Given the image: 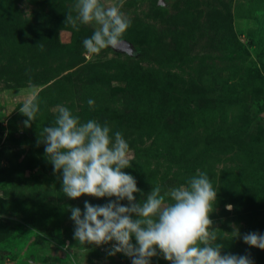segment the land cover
<instances>
[{"label": "rangeland", "instance_id": "1", "mask_svg": "<svg viewBox=\"0 0 264 264\" xmlns=\"http://www.w3.org/2000/svg\"><path fill=\"white\" fill-rule=\"evenodd\" d=\"M76 2L0 0V264H132L108 254L115 241L74 238L72 208L116 198L63 193L42 142L60 105L122 133L136 203L153 186L163 194L207 174L222 255L264 264V250L243 239L264 235V0H101L131 24L121 49L95 55L83 40L98 25L66 24ZM29 81L35 96L21 94ZM28 98L40 107L31 127L19 111ZM151 264L170 262L158 251Z\"/></svg>", "mask_w": 264, "mask_h": 264}, {"label": "clouds", "instance_id": "2", "mask_svg": "<svg viewBox=\"0 0 264 264\" xmlns=\"http://www.w3.org/2000/svg\"><path fill=\"white\" fill-rule=\"evenodd\" d=\"M74 8L77 15L69 13L66 24L77 32L79 24L98 25L92 36L83 40L87 54L124 46L123 37L131 21L119 7L106 6L101 0H77ZM25 91L35 96L37 86L29 81L28 89H21V94ZM88 104L92 106L94 101L89 99ZM19 111L28 118L25 126L31 127L40 107L28 98ZM57 111L55 124L43 129L42 142L54 171L63 173V193L72 199L85 195L116 198L103 206L86 201L83 213L78 207L71 209L78 244L101 246L115 241L108 254L123 253L132 264H151L158 251L170 264H253L246 255H222L224 245L216 243L218 237L210 218L218 192L207 174L198 170L187 185L163 194L159 185L153 186L146 200L136 203L134 194L140 189L136 179L124 171L130 167V158L122 133L115 132L113 138L107 124L95 119L81 122L66 106H58ZM125 199L129 206L120 203ZM226 208L231 211L233 205ZM243 239L264 250V235L252 232Z\"/></svg>", "mask_w": 264, "mask_h": 264}, {"label": "trees", "instance_id": "3", "mask_svg": "<svg viewBox=\"0 0 264 264\" xmlns=\"http://www.w3.org/2000/svg\"><path fill=\"white\" fill-rule=\"evenodd\" d=\"M249 43L251 45H254L255 44V41L254 40H250ZM137 92H139V94H141V92H144V90L142 88L138 89Z\"/></svg>", "mask_w": 264, "mask_h": 264}]
</instances>
